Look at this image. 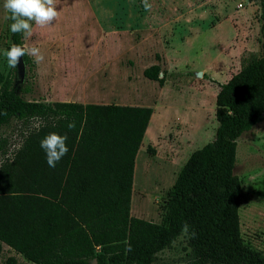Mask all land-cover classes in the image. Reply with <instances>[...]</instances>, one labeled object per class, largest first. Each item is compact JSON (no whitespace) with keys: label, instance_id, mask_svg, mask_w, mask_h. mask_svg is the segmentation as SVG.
<instances>
[{"label":"trees","instance_id":"obj_1","mask_svg":"<svg viewBox=\"0 0 264 264\" xmlns=\"http://www.w3.org/2000/svg\"><path fill=\"white\" fill-rule=\"evenodd\" d=\"M11 23L10 41L21 45ZM23 61L29 64V57ZM142 74L162 83L156 64ZM25 76L15 83L0 70V248L3 243L34 264H151L183 233L185 264H264V252L241 238L233 173L236 138L264 118V52L249 54L219 84L213 138L179 168L161 222L129 212L134 157L152 108L26 99L33 89ZM11 120L21 129L19 145L9 151L1 128ZM53 132L67 135L69 149L55 168L40 147Z\"/></svg>","mask_w":264,"mask_h":264},{"label":"rangeland","instance_id":"obj_2","mask_svg":"<svg viewBox=\"0 0 264 264\" xmlns=\"http://www.w3.org/2000/svg\"><path fill=\"white\" fill-rule=\"evenodd\" d=\"M148 2L150 10L142 0H58L59 17L51 26L33 22L32 35H21L23 47H38L44 55L41 63L27 55L24 75L33 90L23 98L151 107L134 157L129 212L161 222L179 168L213 138L219 84L249 54L264 52V0ZM4 3L0 0V70L15 76L4 54L12 46ZM152 64L158 65L161 84L142 74ZM20 129L15 120L1 128L9 151L19 145ZM235 141L240 235L264 252V118ZM188 251L180 233L151 264H185ZM0 264L33 263L1 245Z\"/></svg>","mask_w":264,"mask_h":264},{"label":"clouds","instance_id":"obj_3","mask_svg":"<svg viewBox=\"0 0 264 264\" xmlns=\"http://www.w3.org/2000/svg\"><path fill=\"white\" fill-rule=\"evenodd\" d=\"M145 10H150L152 5L148 0H142ZM58 0H5L4 8L10 13L7 19L12 23L9 30L12 34H21L22 36H31L33 31V22L35 25L44 28L51 26L59 17L57 8ZM7 64L10 68H16L22 57L32 56L36 63L44 60V55L38 47L25 48L14 44L5 51ZM69 130L76 127L75 121L67 125ZM67 135H60L55 132L49 133L40 141V147L46 156V162L49 167L55 168L57 163L68 154ZM183 230L187 232L188 226L184 225ZM194 235V233H193ZM128 250H131L129 246Z\"/></svg>","mask_w":264,"mask_h":264},{"label":"water","instance_id":"obj_4","mask_svg":"<svg viewBox=\"0 0 264 264\" xmlns=\"http://www.w3.org/2000/svg\"><path fill=\"white\" fill-rule=\"evenodd\" d=\"M20 46H22V45H20ZM14 69H15L14 81H15V83H21L23 81V78H24V61H23V57L21 58L19 65L16 68H14ZM197 75L200 76L201 73L197 72Z\"/></svg>","mask_w":264,"mask_h":264},{"label":"crops","instance_id":"obj_5","mask_svg":"<svg viewBox=\"0 0 264 264\" xmlns=\"http://www.w3.org/2000/svg\"><path fill=\"white\" fill-rule=\"evenodd\" d=\"M43 100V99H42ZM47 100V99H46ZM44 101V100H43ZM52 100H48V101H46V102H51ZM56 101H69V100H62V99H58V100H56ZM71 102H79V103H89V102H84L83 100H77V101H71ZM91 103V102H90ZM115 104H118V103H115ZM127 105H138V106H147V105H144V104H137V103H127ZM152 113V112H151ZM151 120V114H150V117H149V120H148V123H149V121ZM148 127V124H147V126H146V128ZM145 132H146V129H145V131H144V134H143V136L145 135ZM134 167V166H133ZM1 245H5V244H1ZM5 246H7V245H5ZM8 247V246H7ZM19 254V253H18ZM22 256V255H21ZM34 264V263H33ZM92 264H94V261H92Z\"/></svg>","mask_w":264,"mask_h":264},{"label":"built area","instance_id":"obj_6","mask_svg":"<svg viewBox=\"0 0 264 264\" xmlns=\"http://www.w3.org/2000/svg\"><path fill=\"white\" fill-rule=\"evenodd\" d=\"M237 6H238V7L241 6V2H238V3H237Z\"/></svg>","mask_w":264,"mask_h":264}]
</instances>
